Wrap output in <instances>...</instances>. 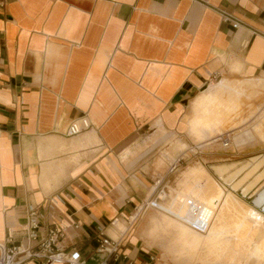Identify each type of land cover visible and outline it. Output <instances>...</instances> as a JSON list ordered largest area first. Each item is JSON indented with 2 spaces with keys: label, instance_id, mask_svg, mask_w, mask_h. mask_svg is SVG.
I'll return each mask as SVG.
<instances>
[{
  "label": "crops",
  "instance_id": "obj_1",
  "mask_svg": "<svg viewBox=\"0 0 264 264\" xmlns=\"http://www.w3.org/2000/svg\"><path fill=\"white\" fill-rule=\"evenodd\" d=\"M224 81L235 101L264 89V0H0V242L11 235L24 244L34 208L39 229L63 227L60 248H76L88 264L105 259L102 236L119 242L110 263L155 255L128 220L162 150L194 145L190 121L200 137L221 123L224 114L206 105L228 97L217 90ZM82 116L90 129L67 137ZM253 135L201 155L242 168L222 187L260 210L264 141ZM253 210L234 218L241 238L264 237V213ZM177 222L168 244L182 243Z\"/></svg>",
  "mask_w": 264,
  "mask_h": 264
},
{
  "label": "rangeland",
  "instance_id": "obj_2",
  "mask_svg": "<svg viewBox=\"0 0 264 264\" xmlns=\"http://www.w3.org/2000/svg\"><path fill=\"white\" fill-rule=\"evenodd\" d=\"M217 81L218 80H216L210 86L216 85L222 80L219 82ZM223 83L224 82H222L221 85ZM240 95L242 94L240 93ZM221 99L222 102H224L223 106H220L217 103V100L212 104L206 105V110L211 114H216V115L224 114L220 124H218L217 126L216 124H213L212 126L209 125L208 128L213 127L214 129L211 128L209 131H207V133H205V137H200L201 130L193 129L190 121L189 134L193 139L192 143L194 145L190 147L184 145L183 143L175 142L174 150L169 151V147L165 148L164 150H162V156L164 157H161L160 155L159 158L156 160V163L154 165L153 177L159 179L165 178V184L167 187L169 197H171V195H174L176 192L183 191L185 188L184 185L186 186V184H189V182L192 183L191 180L186 181V175L193 174L194 169L196 168L197 165L207 170L212 178L211 181L214 180L213 182H211L210 181L211 178H208L207 179L208 182H207V180L204 179L206 181V182L204 181L205 183L204 187H206V192H207L206 197L208 196V198H213L214 195L221 196L226 192L225 189L222 187V183L230 182L233 179H235L237 176L236 175L233 176L232 174H230L229 178L228 175H226L225 177L219 176L213 171V168L215 166L224 164L221 162V157L218 156L217 158L208 161L207 159H205L203 155H201V153L203 154L206 152L221 153L225 150L222 148L220 142L218 141L219 136L221 135L228 136L232 147H235L237 146V144H240L241 140L245 141L243 143L252 141L254 139L253 133H255L258 137H260L264 141V132H262V130L264 129V89H260L257 91V93H253V94L251 92H248V96H245L241 100L234 102L229 100L227 97H222ZM244 99H246V101L243 104ZM260 104L262 105L261 107H263L262 113L260 117H256V124H252V118L259 111ZM209 120L210 119H208V122ZM260 120H261V125L259 124ZM243 128H245L244 133L237 136L238 131L242 130ZM233 138L235 139L233 140ZM179 159L181 160L179 165L177 164V166L179 167L169 172L173 164ZM246 179L244 178L241 181H245ZM217 188L220 190H218ZM216 189L218 191H221V193L217 194L218 191ZM151 190L152 188L149 187V189L146 192L147 197H149ZM232 190L236 191L237 188L233 186ZM232 200L234 204L241 203L236 197H233ZM170 201L171 200H166L162 202L163 206L162 205L160 206V208H162L161 211H158L157 209L154 208L146 209V211L144 212L145 214L134 222V226L139 228V232L140 234H142V236L144 235V232H146L147 236L146 237L143 236V239L146 242L148 248L151 249L152 253H154L155 256H157L158 259L161 260L164 264H179L176 262L182 260H188L189 258H192V260H194L192 264H225L223 263L224 260H222L221 262L218 261L216 262V260H213L214 258H211L213 256L207 254V250H199V251L191 250V248L187 246L188 242L190 241V238L187 236L182 237L183 239L180 238L182 242L181 244L175 240V239L179 240L178 237L172 236L171 238L172 243L168 244V241L166 239L167 238L169 239V236L171 237V235L175 234V232H173L171 229L173 227L172 225L174 224L173 222H177V221H170L169 216L164 213L165 211H163L164 207L167 208ZM239 207H244V206L240 205ZM246 207L247 206H245V208ZM236 214L237 213L232 212L227 215H229L228 217L235 218ZM165 240L167 241V245H165L162 251L159 249V247L162 242H165ZM176 246H178L179 248L177 247L178 248L177 249ZM250 262L248 264H260L255 259L251 260ZM241 263H243V261H241ZM261 264H264V261H262Z\"/></svg>",
  "mask_w": 264,
  "mask_h": 264
},
{
  "label": "bare ground",
  "instance_id": "obj_3",
  "mask_svg": "<svg viewBox=\"0 0 264 264\" xmlns=\"http://www.w3.org/2000/svg\"><path fill=\"white\" fill-rule=\"evenodd\" d=\"M218 87H219L217 89L218 92L220 90H225V91L227 90L226 91L228 92L227 98L231 100L232 102L235 101L236 92L235 93L232 92L235 90V87L232 83L224 81V83L222 85L220 83ZM217 103L220 106L224 105V102H221L219 100H217ZM197 166L194 169L193 174L186 175V181L191 180L192 183L189 182V184H186V186L184 185L185 188L181 192L175 191L176 193L174 192L175 194L171 195L170 197L171 201L168 204L167 208L164 207L163 209V211H165L164 212L165 214H172L173 216L177 218L178 222L175 224L176 226L174 229L176 228L179 229V233L180 235L182 234V237L183 235H185L190 238V241L187 244L189 248H191L192 250H195V249L207 250V254L213 256L211 258H214L213 260H216V262L217 261L221 262L222 260H224L223 263L225 264H248L251 260L255 259L258 263L261 264V262L264 261V237H260L259 235L258 237L256 236L257 234L255 235V237H246V238L239 237L240 235L238 236V233H239L238 230L240 228L238 229V227L240 225L237 224L236 219L232 218V220H230L231 217H228L229 215H227L232 212L240 213V214L253 213L254 211L253 209L255 210L257 209L253 208V206L252 207L250 206L251 208H248V207L245 208L244 206L245 204L243 205L242 203L234 204L232 199L236 195L234 196L232 192H229V191L225 192L221 196L214 195V192H213V195H214L213 198H208V196L206 197L207 192H206V187H204L205 186L204 179L207 180L208 178H211V176L209 175L208 171L205 170L203 167H200V166L197 167ZM213 171L221 177H225L226 175H228V178H229L230 174H232L233 176L235 175L237 176L242 171V168L236 169L234 165L232 166L219 165V166H215L213 168ZM211 180L212 178L210 179V181ZM218 193H221V191H218L217 194ZM186 199H192L197 203L204 204L205 206L209 207L212 210L213 212L212 221L210 223V226L204 232H198L191 227L190 217H189L187 209L184 206V202ZM257 201L259 203L258 207L262 209L264 212V191L258 195ZM238 205L239 206L243 205L244 207H239ZM257 211L261 213L260 210H257ZM248 217L244 216V219L246 220V218ZM256 220H258V218ZM241 222L243 223L244 221L242 220ZM245 225H249V224H245ZM258 227L259 226H257L256 230H258ZM253 230H255L254 227H253ZM253 230L252 232H254ZM175 240L178 241V239H175ZM241 261H243V263H241Z\"/></svg>",
  "mask_w": 264,
  "mask_h": 264
},
{
  "label": "built area",
  "instance_id": "obj_4",
  "mask_svg": "<svg viewBox=\"0 0 264 264\" xmlns=\"http://www.w3.org/2000/svg\"><path fill=\"white\" fill-rule=\"evenodd\" d=\"M90 129V122L86 116L72 121L66 132L67 137H75ZM223 149H228L230 139L226 135L218 137ZM181 159V158H180ZM177 160L171 170L177 169V164L181 160ZM149 197H146L141 204L134 210L132 217L128 220V226L134 225V222L141 216L146 209L154 208L160 211V206L163 201L170 200L168 196L165 178H155ZM184 206L188 211L191 227L198 231L204 232L212 221L213 212L205 206L195 202L192 199H186ZM26 224L23 229V238L25 243L15 244L11 235H7L3 242H0V264H88L81 258L79 250L72 248L70 251L65 252L59 246V240L64 238L63 227L51 225L44 231L39 229V213L36 209L30 208L26 214ZM78 229L77 225L73 226ZM119 242L113 241L107 237L100 240L97 252L105 256V259L98 264H115L110 263L118 261L117 251ZM142 264H164L155 255L150 254Z\"/></svg>",
  "mask_w": 264,
  "mask_h": 264
},
{
  "label": "water",
  "instance_id": "obj_5",
  "mask_svg": "<svg viewBox=\"0 0 264 264\" xmlns=\"http://www.w3.org/2000/svg\"><path fill=\"white\" fill-rule=\"evenodd\" d=\"M261 210V212H263V210L262 209H260ZM264 213V212H263Z\"/></svg>",
  "mask_w": 264,
  "mask_h": 264
}]
</instances>
